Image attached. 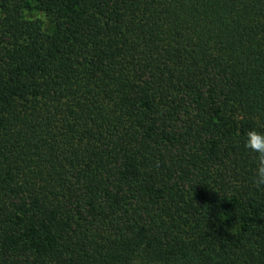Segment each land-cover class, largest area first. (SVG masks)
<instances>
[{
  "label": "trees",
  "instance_id": "trees-1",
  "mask_svg": "<svg viewBox=\"0 0 264 264\" xmlns=\"http://www.w3.org/2000/svg\"><path fill=\"white\" fill-rule=\"evenodd\" d=\"M250 129L264 0H0V264H264Z\"/></svg>",
  "mask_w": 264,
  "mask_h": 264
},
{
  "label": "clouds",
  "instance_id": "clouds-1",
  "mask_svg": "<svg viewBox=\"0 0 264 264\" xmlns=\"http://www.w3.org/2000/svg\"><path fill=\"white\" fill-rule=\"evenodd\" d=\"M244 146L255 154V171L252 182L256 187H264V132L250 129L246 133ZM132 264H143V261L135 259Z\"/></svg>",
  "mask_w": 264,
  "mask_h": 264
},
{
  "label": "rangeland",
  "instance_id": "rangeland-1",
  "mask_svg": "<svg viewBox=\"0 0 264 264\" xmlns=\"http://www.w3.org/2000/svg\"><path fill=\"white\" fill-rule=\"evenodd\" d=\"M238 117H241V116H238Z\"/></svg>",
  "mask_w": 264,
  "mask_h": 264
}]
</instances>
